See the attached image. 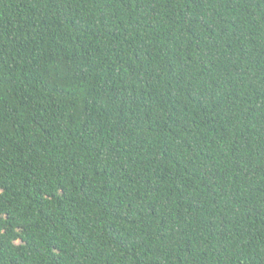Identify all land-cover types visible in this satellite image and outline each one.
I'll list each match as a JSON object with an SVG mask.
<instances>
[{
	"label": "trees",
	"instance_id": "16d2710c",
	"mask_svg": "<svg viewBox=\"0 0 264 264\" xmlns=\"http://www.w3.org/2000/svg\"><path fill=\"white\" fill-rule=\"evenodd\" d=\"M0 264H264V0H0Z\"/></svg>",
	"mask_w": 264,
	"mask_h": 264
}]
</instances>
